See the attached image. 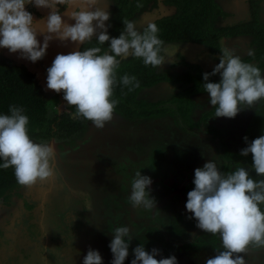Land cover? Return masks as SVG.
Instances as JSON below:
<instances>
[{
  "label": "clouds",
  "instance_id": "clouds-1",
  "mask_svg": "<svg viewBox=\"0 0 264 264\" xmlns=\"http://www.w3.org/2000/svg\"><path fill=\"white\" fill-rule=\"evenodd\" d=\"M26 5L49 8L46 19L37 21ZM63 5L69 23L61 14ZM137 7H142L137 4ZM101 0H0V48L20 53L21 58L36 62L45 57L49 42L85 45L96 38L99 45L108 44L107 51L93 46L57 54L47 68V88L63 92L68 105L75 106L72 119L84 118L98 129L113 119L119 100L114 98L118 83L117 71L121 61L129 57L141 58L145 66L159 68L164 62V42L159 38L156 23H149L140 31L135 21L123 19L124 28L118 37L110 36L111 13ZM41 22L45 28L37 27ZM43 34V44L38 35ZM54 34V35H53ZM220 62L211 73L203 74V90L209 94L215 117L235 118L242 110L256 108L264 100V75L254 63L245 62L234 50L220 49ZM252 51L249 55H253ZM219 74V82L209 77ZM119 83L131 92L140 87L135 76L124 74ZM10 114H0V167L13 168L19 185L31 188L37 182L51 178L54 172L56 150L52 144L38 143L29 135V117L25 109L11 105ZM244 140L248 142V137ZM251 154V168L237 167L224 172L219 161L211 158L194 171L195 187L187 193L186 209L189 218L205 233L219 235L221 248L208 258L206 264H247L245 255L250 250L264 249V179H253L251 173L264 176V135L241 149L240 155ZM152 178L137 171L131 184L129 200L133 207L151 210L156 200L151 196ZM91 211V204L84 206ZM109 247L112 264H124L129 256L134 235L129 227L115 228ZM136 236V235H135ZM127 238V239H125ZM222 249V250H221ZM131 264H178L175 255L157 259L160 250L147 251L141 243L133 249ZM83 264H103L98 250L89 248Z\"/></svg>",
  "mask_w": 264,
  "mask_h": 264
},
{
  "label": "rangeland",
  "instance_id": "rangeland-1",
  "mask_svg": "<svg viewBox=\"0 0 264 264\" xmlns=\"http://www.w3.org/2000/svg\"><path fill=\"white\" fill-rule=\"evenodd\" d=\"M242 13L232 16L229 21L234 20L237 22L245 20V17H248V13H245L246 15ZM61 14L69 23L73 24L75 22L69 19L65 11ZM34 18L37 21L42 20L41 18ZM37 27L39 28V24ZM42 38L43 34L38 35L41 44H43ZM54 39L49 42V48L45 55L51 59L52 63L57 54H68L69 52L77 51L76 48H70L71 46L75 47L78 45L71 41L68 50L63 49L62 44L60 46L55 45L53 49ZM224 47L233 50L229 46ZM0 50L12 57L13 60H27L21 58L19 52L11 53L7 48H0ZM234 54L236 55V52ZM47 58H44V61H39L43 65L40 64L35 70L37 71V77L39 74L46 77V79L42 78L43 81L41 80L42 82L40 83L44 84L43 86L49 100V108L53 110L58 108L62 112L67 105V102L63 99V95L47 88V68L51 66V62ZM182 69L184 68L173 67L171 71L176 76H184L185 73L180 71ZM261 72L264 75V70H261ZM186 73L196 74L197 71L190 69ZM190 85L192 84L190 83L185 88ZM161 87L165 89L163 85ZM180 87L181 83H173L171 86L167 85L169 91L172 88L171 92L165 91L170 96L174 92L175 95L181 90ZM174 95L171 98L170 96L168 97L170 102L177 96L174 97ZM188 96L192 97L191 94L189 95V92ZM193 100L194 106L197 109L191 108V115H182V111H177L176 103L168 102L164 105V107L168 108V111L164 113L166 115L163 114L160 117L156 124L161 125L160 128L165 132L164 134H166L167 139L163 140L159 136L156 144L146 146L141 153L136 152V155L132 152L135 149L132 151L127 149V146H130L128 143H133L134 141H125L122 129L112 131L111 127L107 129L106 126L100 129L103 130L101 132H94L92 129L90 133L96 134L95 138L94 136L92 138L93 140L95 139V142L92 144L84 145L85 148L83 149L69 150L64 153L58 151L57 141L54 142L53 140V143H50V141L43 142L32 139L35 142L49 143L55 147L54 172L51 178L43 182H37L31 188L22 186L20 196L18 198L11 197L10 203L6 204L0 199V264H80L79 257L86 256L82 252H88L89 248L98 250L102 258L108 256L110 252H106L105 249L112 239V234L111 226L108 231H106V226L108 224L112 225L116 220L113 219L111 221L110 217L102 215L103 213H107V210L104 209L106 197H108L107 200L112 204L122 206V210L120 211L119 208L118 210L121 215L120 218L124 217V221L127 218V214L123 209L130 211L129 216L133 214L130 217V221L135 222L139 226L137 230L140 233L144 231L143 228L147 224H149V230L152 229L151 226L156 227L158 222L166 219V215L169 214V211H172V218L169 217V219L173 220L171 224H167L183 229V235L185 236L180 239L176 237L178 240L170 239L171 244L175 246L172 249L166 250L165 244L156 246L160 250L157 259L175 255L178 259V264H206L208 258L216 255V249L221 248V238L219 235L205 233L197 227V221L194 218H189L192 214L187 211L185 206L187 193L195 185L193 184L192 188L188 191L187 183L193 182L195 169L202 167L211 158L218 160L220 162L218 166L221 170H224L227 163L224 157L226 148L241 150L247 147L248 143L255 138L264 135V100H261L256 105V108L242 110L235 118L215 117V113L210 116V112L202 114L211 105L207 92L200 96H195ZM183 101L187 102V100ZM145 107L148 108V106ZM133 108L137 113L142 110L140 103L134 105ZM152 109L153 107H150L149 111H152ZM184 111L187 113L188 109ZM49 114L52 115L54 112L50 111ZM190 121L193 123L192 127L189 123ZM209 127H214L220 133V136L223 137V140L221 141L220 138L214 137L209 131ZM151 128L153 126H150L149 130ZM245 136L248 137V142L244 140ZM123 141L125 144L122 146ZM133 145L130 147L132 148ZM153 147L154 149L156 147L155 150L158 152L163 149L170 152L168 161L162 165L164 174H160V177H157L158 175L153 166L155 155ZM184 152L186 154L200 152L202 162L195 164L190 170L186 169L181 164L182 162H179V160H184ZM110 155H115L116 158L112 156L113 158L110 160ZM124 155L129 156L126 157L129 158L127 163L133 167V170L135 169V173L139 171L141 174L150 176L151 178L157 177L158 182L160 184L162 182V186L164 185L163 178H165V172L172 174L174 177L178 173L182 174V178L177 182V187H174L176 194L175 192L169 196L162 194L163 200L156 203V207L151 209L149 214H142L147 218L143 221L139 219L137 215L138 210H134L136 207H133L129 200L131 184L133 182L131 179L124 184L118 182L114 185L113 183L109 186L110 192L94 199H84L86 195L85 191L87 190H75L76 174L81 178L83 177L81 175L83 173L89 172L88 177L94 173L93 170L86 171L83 169L86 162L97 163L96 168L99 169L102 164H106L109 161L114 166L113 170H115V162L125 158ZM245 160L242 159L240 163L232 164L226 172L234 171L240 166L251 168V164ZM112 161L114 162L112 163ZM254 174L253 170L251 176H254ZM259 179H264V176H260ZM170 182L168 183L170 184ZM101 189L104 190L100 188L98 192L102 193ZM152 197L156 200L160 198L153 193ZM172 202L174 206L176 204V208L172 206ZM87 203L91 204V211L84 207ZM31 205L34 206L31 207ZM76 213L86 217L77 221L80 224L79 232L76 227L78 223H76V226H72L71 223L72 219H74L72 214ZM131 249H133V246ZM244 255L247 264H264V249L250 250L249 253ZM130 257L134 259V254Z\"/></svg>",
  "mask_w": 264,
  "mask_h": 264
},
{
  "label": "trees",
  "instance_id": "trees-1",
  "mask_svg": "<svg viewBox=\"0 0 264 264\" xmlns=\"http://www.w3.org/2000/svg\"><path fill=\"white\" fill-rule=\"evenodd\" d=\"M157 0H114L115 8L112 11L110 21L111 27L108 32L112 37H118L124 28L123 19L132 20L137 15L143 13L148 3H156ZM168 3L176 7V12L172 15L157 18L156 23L160 31L159 38L164 44L169 42H193L205 44L209 47L212 54L220 53L222 49L221 39L230 36L250 35L253 37V55L241 57L245 62L254 63L261 70L264 69V22L261 13V0H251L250 18L233 25L218 26L220 18L227 16L217 0H167ZM142 7H137V4ZM143 31V30H142ZM93 46L101 47L102 52L107 51V43L99 45L96 38L81 45L80 50ZM189 69L197 71L196 74L185 73L184 76H174L171 74L158 73L156 68L151 65L145 66L141 58L129 57L122 60L120 68L117 71L118 83L115 86L114 98L119 100L116 109L125 108V103L136 104L137 92L143 88L152 87L159 82L169 81L172 83H181V90L174 95L172 102L176 103L177 111H182V115L190 114L193 103L188 96L195 92H206L203 90V71L199 66L185 63ZM135 76L140 81V87L129 92L128 88L119 83V79L124 75ZM220 75L210 76V82H219ZM189 87L185 88L189 84ZM189 97V99H188ZM183 100H187L184 102ZM190 101V102H189ZM11 105H17L25 109V114L29 117V135L33 139L50 140L52 137H63L71 135L77 130L83 129L85 119H72L69 114L57 113L56 110L49 108V100L43 85L35 73L24 64L13 60L0 50V114H10ZM147 106V105H146ZM188 107V108H186ZM128 108V107H127ZM142 108V107H141ZM148 108H142L141 112L130 109L128 113H134V116H144L152 114ZM73 112L75 106H71ZM188 109L185 113L184 110ZM54 114L50 115L49 112ZM128 110H126L127 112ZM157 111V110H156ZM168 108L158 109V113H166ZM189 115V116H190ZM192 126V122H189ZM209 131L214 137H219L220 133L209 127ZM221 141L222 137H219ZM241 150L225 149L224 157L227 161L224 172L228 171L232 164L240 163L242 159L252 163L251 154L248 156L240 155ZM4 163L0 158V165ZM260 176L254 174L253 179L260 180ZM22 185L16 181L14 169H4L0 167V199L5 203H10L11 197H14ZM264 210V205L261 206Z\"/></svg>",
  "mask_w": 264,
  "mask_h": 264
},
{
  "label": "flooded vegetation",
  "instance_id": "flooded-vegetation-1",
  "mask_svg": "<svg viewBox=\"0 0 264 264\" xmlns=\"http://www.w3.org/2000/svg\"><path fill=\"white\" fill-rule=\"evenodd\" d=\"M111 1L113 3L111 4L109 12L111 13V17H112V11L115 8V2H114V0H111ZM149 5H151V4H149ZM149 5H148V8L150 7ZM59 7L61 8V11L64 12L63 11L64 6L61 5ZM151 7H152V5H151ZM26 9L28 11H31L33 13L34 17L39 18V19L40 18L41 19L46 18L47 15L49 14V12L51 11V9H49V8L33 7L32 5H27ZM261 13H262V10H261ZM169 15H172V14H169ZM262 16H263V14H262ZM111 17H110L109 21L105 22L106 24H110ZM262 20H263V17H262ZM153 22H150V23H153ZM142 30H140V31H142ZM44 58L41 60H38L36 62H32L28 59L23 60V61L19 60L17 62L22 63L27 68L31 69L37 77V73H36L37 71L35 69L38 68L40 66V64L43 65L42 63H39V61H44ZM183 65H185V63H183ZM186 67L188 68V66H186ZM156 71H157V68H156ZM158 73H160V72H158ZM171 75H174V74H171ZM164 82H169V81L159 82L158 84H156L152 87L143 88L137 92L136 98H137V101L140 103V106L142 108H145L146 105L149 107H153L152 114H150L148 116L144 115V116L136 117V116H134V113L130 114L128 112L130 111V109L135 111L133 106L136 105L137 103L136 104H129V105H127L125 103V106H124L125 108L115 109L113 119L105 124L106 128L108 129L111 127L112 131H114V130L118 131V129H122V134H123V138H125V141H127V142H131V141L133 142L134 141L133 143H128L130 146H132L133 144L134 145L132 148L130 146H127V149L131 150V151L135 149L134 151H132L135 155H136V152L141 153L146 146H148L150 144H152V145L156 144V140H159V139H157V138H159V136L163 140L167 139L166 134H164L165 132H163V129L160 128L161 125L156 124L157 121L160 119V117L163 115L161 113L158 114L156 112L158 111V109H161L162 107H164V105H166L168 102H170V99L168 98L170 95H168L167 92L161 87ZM170 83H172V82H170ZM176 84H179V83H176ZM174 93L172 95H174ZM60 94L63 95V92H61ZM202 94H204V92L191 93L192 97L190 99L193 102V104H194L193 98L197 95L200 96ZM172 95L170 96V98L172 97ZM170 103H174V102H170ZM67 105H66L65 110H63L62 112H60L58 108H56L55 110L59 114L66 113V114H69L70 116H72V114L74 112L71 109V105H68V106ZM126 110H128V111L126 112ZM139 112H141V111H139ZM164 115H166V114H164ZM126 125H127V127H126ZM150 126H153V128H151L149 130ZM92 129L94 132L103 131V130L96 128L91 121L85 119L84 128L75 131L74 133H72L69 136L68 135L63 136V137L55 136V137H52L50 140H41V139H36V140H41L43 142H45V141L49 142L50 141V143L51 142L53 143V140H54V142L57 141L58 151L61 153H64V152L69 151V150L71 151L74 149H83V148H85L84 145L92 144L93 142H95V139L93 140L92 138H93V136L95 138L96 134L90 133V132H92ZM147 131H148V133H147ZM219 137H221V136H219ZM31 139H33V138H31ZM157 142H159V141H157ZM124 144L125 143L123 141L122 146ZM138 145H140V146L138 147ZM153 149H154V147H153ZM155 149H156V147H155ZM199 153L200 152H195L192 154H186V152H184L185 158L183 161L179 160V162H182L181 164L184 165V167L186 169L190 170L192 166H194L195 164H197L199 162H202V158H201ZM164 154H166V155H164ZM169 155H170V152H168L165 149H163L162 151H159V152L157 150H155L153 166H154L155 172L158 175L157 177H160V174H164V172L162 171V165H163V163H166L168 161ZM112 156L115 157V155H110V160H112V158H113ZM124 157L125 158L115 162V166H116L115 170H113L114 166L112 164H110L109 161L106 164L105 163L102 164V166L99 169L96 168V166L98 165L97 163L93 164V163L86 162V164H84L85 168L83 166V169H85L86 171L93 170L94 173L90 177H88L89 172H87L85 174L83 173V174H81V175H83V177H81L82 179L77 176L78 174H76L75 175L76 179H75V183H74V185L76 186L75 190L76 191L87 190V191H85L86 195H85L84 199H94L95 197L99 198V197H101V195H105L108 192H110L109 186H111L113 183H114V185L118 182H120L121 184H124V183L128 182L129 179H131L133 181L135 179L134 178L135 169L133 170V167L127 163L129 158H126V157H129V156L124 155ZM81 158H83V157L81 156ZM97 158L99 159V157H97ZM114 161H112V163ZM138 169H139V167H138ZM157 177L152 178V187L150 185V190H151V196L153 193L156 196L160 197L158 200L155 199L156 203H159L160 201L163 200L162 194H166L167 196H169L170 194L172 195L174 192L176 194L174 187L175 186L177 187V185H178L177 182L182 178V174L178 173V174H176V177H174L172 174L165 172V178H163L164 179L163 180V182H164L163 186H162V182H161V184L158 182ZM114 178H116V179L114 180ZM168 182H170V184ZM192 186H193V182L187 183L188 191L192 188ZM21 188L18 191H16L14 198H16V197L18 198L20 196ZM100 188L104 189V190L101 189L102 193L98 192V189H100ZM107 199H108V197L105 198L106 206L104 207V209L107 210V213L106 214L103 213L102 215L103 216L106 215V216L110 217L111 221H113V219H115L116 222L113 223L112 225L108 224V226H106V231H108V229L111 226L110 229H111V234H112V239H113L114 233L112 231H114L115 228L121 227V226H127L130 228V230L132 231V233L134 235L132 241L130 242L129 256L126 258L124 264H131L132 259L130 256L131 255L133 256V254H134L133 249H134V247H137L141 243H143L145 245V248L147 251H151L153 248H156V246L161 245V244H165L166 245L165 249L169 250V249H172V247H175L174 244H171L170 239L176 240L177 239L176 237H179V239H180V238H183L185 236V235H183V233H184L183 229H180L178 226H170L167 224V223L171 224V222L173 220V219H171L172 218V216H171L172 211H169V214L166 215V219L162 220V222H158L156 227L151 226L152 229L149 230L150 227H149V224H147L143 228L144 231L140 233L137 230L139 228V226L136 225L135 222L130 221V217H132L133 214H132V216H129L130 211L127 209H123V210H125V212L127 214V218L124 221V217L122 219L120 218L121 215H120L119 210H118V208H119L121 211L122 206L121 205L117 206L116 204H112ZM33 206L34 205H31V207H33ZM172 206L174 208H176V204L174 206L173 202H172ZM174 208H173V210H175ZM134 210H138L137 215H138L139 219L142 221L147 219L142 214H149L150 213V210L144 209L143 207H138V208L136 207ZM72 215L74 218L71 221L72 226H76V223H78L77 221L79 219L86 218L83 215L78 214V213L72 214ZM169 217H171V218L169 219ZM68 224H70V223H68ZM76 227H77V231H78L80 228V224L78 223V225ZM146 229H148V230H146ZM109 232H110V230H109ZM125 239H127V238H125ZM110 242L108 243L106 249L104 248L106 252H110V253L108 256H105L107 258L103 257V259H104L103 264H112L113 254H112L111 249L109 247ZM173 243H174V241H173ZM131 244L133 246V249H131V247H132ZM82 253H84V255H87V251L82 252ZM84 257L85 256L79 257V259L81 261L80 264H83Z\"/></svg>",
  "mask_w": 264,
  "mask_h": 264
},
{
  "label": "crops",
  "instance_id": "crops-1",
  "mask_svg": "<svg viewBox=\"0 0 264 264\" xmlns=\"http://www.w3.org/2000/svg\"><path fill=\"white\" fill-rule=\"evenodd\" d=\"M251 0H217L220 6L223 8L227 16L220 18L218 26L225 25H233L241 21H246L250 17V2ZM113 2L111 0H101V6H107V10H110L111 4ZM151 4V5H149ZM261 10L262 14L264 13V0H261ZM150 6L146 8V10L141 13V15H137L132 21H135L136 26L139 30H142L147 24L153 22L157 18H161L163 16H168L169 14H174L176 12V7L167 2V0H157L155 4L153 2L148 3ZM148 10V11H147ZM242 11H244L242 13ZM247 14L248 17H245V20L240 21H229L232 16H236L238 14ZM264 16V14H263ZM262 16V17H263ZM229 17V18H228ZM227 20H226V19ZM227 21V22H226ZM264 22V21H263ZM253 42V37L250 35H238V36H230L221 39V46L231 47L236 55H241L240 57H244L249 54L250 51L253 52L255 48ZM162 54L165 56L164 62L159 68H157V72L165 73V74H173L171 69L173 67H181L184 68L180 71L182 73L188 72V69L183 63H189L192 65L199 66L203 71H212L214 67L220 62V57L222 52L217 54H212L209 50V47L205 44L193 43V42H169L164 44V50ZM188 69V70H187ZM264 70V69H263ZM175 75V74H174ZM173 83L164 82L162 85L165 87L164 90H168L167 85H172ZM172 90V88H171ZM171 90L169 92H171ZM196 108L193 104V109ZM197 109V108H196ZM211 113L210 116L215 113L214 106H211L204 111V113ZM202 116V115H201ZM8 204V203H6Z\"/></svg>",
  "mask_w": 264,
  "mask_h": 264
},
{
  "label": "water",
  "instance_id": "water-1",
  "mask_svg": "<svg viewBox=\"0 0 264 264\" xmlns=\"http://www.w3.org/2000/svg\"><path fill=\"white\" fill-rule=\"evenodd\" d=\"M38 21H40V20H38ZM42 21V20H41ZM75 23V22H74ZM73 23V24H74ZM44 27H45V25H44V23L43 22H41L40 24H39V28L40 29H43L44 30ZM42 40H43V38H42ZM53 43H54V46L52 47L53 49L55 48V45H57V46H60V44H62V46H63V49H67L68 50V48H69V44H70V40L69 41H67V42H62V41H60L58 38H55L54 39V41H53ZM68 43V44H67ZM81 45L82 44H78V45H76L75 47H70L71 49L73 48H76V50H80V47H81ZM58 48V47H57ZM59 49V48H58ZM45 58H47L46 56H45ZM50 62H51V65H52V61H51V59L50 58H47ZM38 79H39V81L40 82H42L43 80H42V78H45L46 79V77L45 76H43V75H38V77H37ZM42 80V81H41ZM44 82H45V80H44ZM42 85H44L43 83H41Z\"/></svg>",
  "mask_w": 264,
  "mask_h": 264
},
{
  "label": "bare ground",
  "instance_id": "bare-ground-1",
  "mask_svg": "<svg viewBox=\"0 0 264 264\" xmlns=\"http://www.w3.org/2000/svg\"><path fill=\"white\" fill-rule=\"evenodd\" d=\"M51 42V41H50Z\"/></svg>",
  "mask_w": 264,
  "mask_h": 264
}]
</instances>
